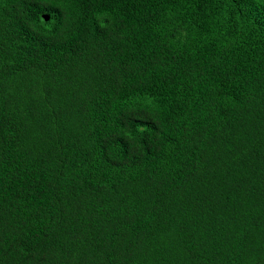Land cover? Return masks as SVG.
Here are the masks:
<instances>
[{
	"label": "trees",
	"instance_id": "1",
	"mask_svg": "<svg viewBox=\"0 0 264 264\" xmlns=\"http://www.w3.org/2000/svg\"><path fill=\"white\" fill-rule=\"evenodd\" d=\"M0 264H264V0H0Z\"/></svg>",
	"mask_w": 264,
	"mask_h": 264
}]
</instances>
